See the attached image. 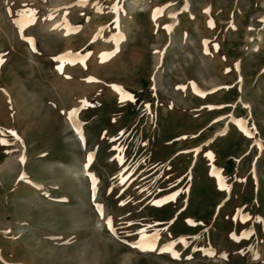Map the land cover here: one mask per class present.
I'll return each instance as SVG.
<instances>
[{
  "label": "rangeland",
  "instance_id": "374dc122",
  "mask_svg": "<svg viewBox=\"0 0 264 264\" xmlns=\"http://www.w3.org/2000/svg\"><path fill=\"white\" fill-rule=\"evenodd\" d=\"M130 1L0 0V264H264V0Z\"/></svg>",
  "mask_w": 264,
  "mask_h": 264
},
{
  "label": "bare ground",
  "instance_id": "6f19581e",
  "mask_svg": "<svg viewBox=\"0 0 264 264\" xmlns=\"http://www.w3.org/2000/svg\"><path fill=\"white\" fill-rule=\"evenodd\" d=\"M129 5L134 9V10H137V9H139V11H145V10H147L148 8H149V6H150V4L148 3V2H146V1H141V0H132V1H130L129 2ZM138 11V10H137ZM51 26V25H50ZM56 26V25H55ZM52 27V26H51ZM52 29H54V30H56L55 29V27L54 28H52ZM72 56V53H71V51H68L67 53H66V56ZM74 56V55H73ZM78 138V137H77ZM14 158V157H13ZM16 159V158H15ZM15 159H8L6 162H5V164L3 165V166H0V172H2L3 174L4 173H6V174H8V175H11V174H13V173H17V171L20 169V166H19V163L15 160ZM55 163H53V165H54ZM53 165H50V166H53ZM56 165H61V167H64L63 166V164H61L60 162H58V164H56ZM69 171V170H68ZM70 171H71V173L73 174V173H75V174H77L78 172H80L81 171V168H74V169H71L70 168ZM83 173V172H82ZM4 177V176H3ZM36 202H39L40 200H42L41 199V197H40V195L39 196H37L35 199H34Z\"/></svg>",
  "mask_w": 264,
  "mask_h": 264
},
{
  "label": "snow or ice",
  "instance_id": "6c2138e0",
  "mask_svg": "<svg viewBox=\"0 0 264 264\" xmlns=\"http://www.w3.org/2000/svg\"><path fill=\"white\" fill-rule=\"evenodd\" d=\"M123 97H122V99H121V102H123ZM127 99L128 100H133V97L131 96V95H128L127 96ZM75 112H76V110H73V114H71V115H69V119H72V116L75 114ZM11 135L12 136H16V133L15 132H12L11 133ZM17 139H18V137H16ZM81 139H82V136H81ZM0 143H5V144H7L8 143V141H5V140H3V139H0ZM89 161L92 159V157H91V155L89 156ZM21 162H23V157L21 158ZM122 162V161H121ZM85 167H87V165H85ZM122 183H123V180L121 181ZM169 199H171V197H169ZM98 211H100L101 212V214L103 213V210H102V206L100 207V208H98ZM189 223H194V222H189ZM108 226H109V230L110 231H113L114 232V230L112 229V226H111V218L109 217L108 218ZM156 237H155V235L153 236V241H154V239H155ZM153 241H139V242H137V243H135V244H133L132 245V247L133 248H139L141 251H155L156 249H155V247L153 246ZM170 248L171 247H174V245H170L169 246ZM164 249H162V251H163ZM174 256H175V258H179V255L177 254V253H174ZM226 258V257H225Z\"/></svg>",
  "mask_w": 264,
  "mask_h": 264
},
{
  "label": "crops",
  "instance_id": "0c3cea01",
  "mask_svg": "<svg viewBox=\"0 0 264 264\" xmlns=\"http://www.w3.org/2000/svg\"><path fill=\"white\" fill-rule=\"evenodd\" d=\"M31 51V50H30ZM32 53H33V51H31ZM35 54L33 53V56H34ZM20 166V165H19Z\"/></svg>",
  "mask_w": 264,
  "mask_h": 264
}]
</instances>
